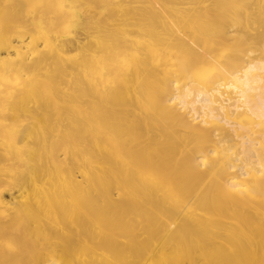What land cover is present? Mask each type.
<instances>
[{
	"label": "bare ground",
	"instance_id": "6f19581e",
	"mask_svg": "<svg viewBox=\"0 0 264 264\" xmlns=\"http://www.w3.org/2000/svg\"><path fill=\"white\" fill-rule=\"evenodd\" d=\"M64 1L0 0V264H235L264 225V31L226 0ZM196 203L224 227L182 243Z\"/></svg>",
	"mask_w": 264,
	"mask_h": 264
},
{
	"label": "rangeland",
	"instance_id": "374dc122",
	"mask_svg": "<svg viewBox=\"0 0 264 264\" xmlns=\"http://www.w3.org/2000/svg\"><path fill=\"white\" fill-rule=\"evenodd\" d=\"M226 2L231 9L245 8L246 10H248L249 20L251 22H254L255 25L259 26L261 31H264V0H226ZM66 4L67 3L64 0H61L62 7H65ZM37 5H39V2L35 1L31 4V7H35ZM78 10L82 14H86L87 16L90 17V8L84 3H81L78 6ZM5 18H7V16H5ZM69 26L70 24L66 20H64L60 25V29L62 31L67 32ZM81 31H82V35L77 45V49H76L77 51L71 53V55H73L74 57L77 56V58H79L81 55L84 56L87 53H89V51L86 50V48L84 47L86 39H85L83 27ZM211 43L213 42L211 41ZM58 65L59 64L54 66L53 69L57 70ZM79 67L80 69H86L85 65L84 66L80 65ZM75 82H76L75 80L68 81L66 85L68 91L71 92L75 91V88H77V86L74 84ZM225 94L230 95V93L228 92H225ZM4 118L5 116H0V121H3ZM36 121L38 122V119ZM8 131H16V130L15 128H9ZM202 208L203 207L199 203L191 204V206L188 207V210L198 215H201L202 219L195 221L193 223H180L178 224V226H174L173 236L177 238L178 241L186 244L193 242L195 240H202L206 242L211 240L212 238H216L218 234L222 231L224 224L221 222V220L218 217L219 209L212 208L211 213L206 214L204 216L203 215L204 213H202L201 211ZM261 208H264V204L261 206ZM160 220L162 224H164L163 222H165L166 219L161 217ZM171 223L174 222L171 221ZM129 227H130L129 233L131 234L140 232L141 229V227L138 226L136 219L133 223L129 224ZM247 228L253 233L252 238L249 242L250 251L245 256L234 258L233 263L264 264V257L262 256V254L264 253V225L261 227H256V225H254Z\"/></svg>",
	"mask_w": 264,
	"mask_h": 264
}]
</instances>
